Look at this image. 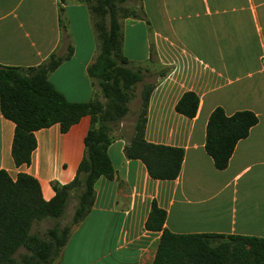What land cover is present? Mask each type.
I'll return each mask as SVG.
<instances>
[{
    "label": "crops",
    "instance_id": "obj_1",
    "mask_svg": "<svg viewBox=\"0 0 264 264\" xmlns=\"http://www.w3.org/2000/svg\"><path fill=\"white\" fill-rule=\"evenodd\" d=\"M58 2L0 0V65L36 66L70 44L71 56L47 79L68 101L104 102L86 73L97 53L89 10L82 0H63L61 30ZM136 5L144 19H123L121 51L129 65L143 68L139 82L155 78L142 83L152 85L143 137L181 147L180 169L172 180L151 179L140 160L124 156L136 118V113L130 118L127 103L106 149L114 178L96 179L92 206L70 230L54 264H151L160 232L143 224L152 200L165 210L163 226L173 233L264 238V0H136ZM67 6L75 13L68 14ZM185 91L198 99L191 118L174 110ZM217 106L226 115L250 110L257 117L222 170L213 167L203 147L207 118ZM89 125V115H83L65 132L57 124L34 131L29 163L16 166L10 155L14 124L0 113V170L12 179L31 175L41 197L50 199L51 182L65 184L75 175Z\"/></svg>",
    "mask_w": 264,
    "mask_h": 264
},
{
    "label": "trees",
    "instance_id": "obj_2",
    "mask_svg": "<svg viewBox=\"0 0 264 264\" xmlns=\"http://www.w3.org/2000/svg\"><path fill=\"white\" fill-rule=\"evenodd\" d=\"M90 13L97 42V53L86 73L98 88L104 102L94 97L85 102L68 101L47 79V74L72 54L67 44L62 55L50 53L39 65L18 67L0 65V113L13 122L10 155L14 165L28 164L36 142L34 131L57 124L65 132L81 116L89 115L90 125L82 157L73 178L65 183L51 182L53 195L44 200L38 181L29 174L18 173L12 179L0 170V264H54L65 245L70 230L90 210L94 199V182L100 176L111 180L114 170L106 153L115 139L116 123L126 114L127 102L136 82L141 81L142 67L129 65L122 54V28L119 19L143 18L135 8L125 10L126 0H82ZM58 2V24L62 6ZM149 83L139 91V109L124 156L138 159L151 179L172 180L178 175L183 157L181 147L147 142L143 137ZM198 99L185 91L174 110L188 118L195 115ZM257 117L250 110L224 114L217 106L207 118L204 151L213 167L222 170L236 142L248 135ZM75 204L70 220L54 223L43 233L31 231L37 221L61 217L71 193ZM164 209L152 200L144 228L159 231L160 236L151 264H264V238L250 235L216 233L177 234L163 226Z\"/></svg>",
    "mask_w": 264,
    "mask_h": 264
},
{
    "label": "rangeland",
    "instance_id": "obj_3",
    "mask_svg": "<svg viewBox=\"0 0 264 264\" xmlns=\"http://www.w3.org/2000/svg\"><path fill=\"white\" fill-rule=\"evenodd\" d=\"M91 2L93 0H90ZM122 7L125 10H131L133 8L137 9V5H136V0H126L123 4ZM66 12L68 14H74L76 11V8H72L67 6L65 8ZM119 21L122 23L124 20L123 19H119ZM128 42H129V38H128ZM129 46V45H128ZM155 78L154 77H146L143 79L142 82H136L133 89H132V95L129 99V101L127 103H129V107L131 109V112L129 113L130 116H132V114L137 113L138 109H139V104H140V99H139V91L141 89L142 83L143 82H150L152 83L153 80ZM131 119L135 118V115H133L132 117H130ZM134 121V120H132ZM132 126V125H131ZM75 204V192L72 191L67 204L63 210V213L61 215V217L59 218H48V219H43L41 221H37L33 224V226L31 227V231H36V232H40L43 233L44 230L50 226H52L54 223H57L59 225H63L65 223H67L70 220L71 217V213H72V209L73 206ZM175 213H173V217L175 219ZM172 220V219H171Z\"/></svg>",
    "mask_w": 264,
    "mask_h": 264
}]
</instances>
